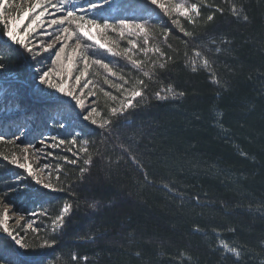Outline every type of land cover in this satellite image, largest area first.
<instances>
[{"label": "trees", "instance_id": "1", "mask_svg": "<svg viewBox=\"0 0 264 264\" xmlns=\"http://www.w3.org/2000/svg\"><path fill=\"white\" fill-rule=\"evenodd\" d=\"M233 4L247 21L230 14ZM216 6L225 11L208 22ZM95 18L148 19L150 48H162L167 68L155 66L163 62L155 51L139 59L149 76L127 72L121 56L97 54L115 61L134 88L147 85L145 99L114 120L109 134L80 121L70 102L32 93L41 64L0 36L7 65L0 70V215L15 214L20 220L9 228L31 246L19 249L0 229V264H264V0H204L194 23L179 18L196 35L188 45L147 0H109ZM164 28L171 29L166 41ZM157 92L168 98L157 100ZM97 107L110 115L102 96ZM74 135L73 151L88 140L76 165L64 160L73 158ZM47 136L66 141L49 150L59 155L51 180L63 191L38 186L3 160ZM64 204L72 209L57 228Z\"/></svg>", "mask_w": 264, "mask_h": 264}, {"label": "snow or ice", "instance_id": "2", "mask_svg": "<svg viewBox=\"0 0 264 264\" xmlns=\"http://www.w3.org/2000/svg\"><path fill=\"white\" fill-rule=\"evenodd\" d=\"M147 2L156 6L162 13L169 17L170 22L180 33H183L188 40H185V45H188L190 41L196 39V35L192 31H187L180 22V17H186L188 21L195 22L196 18L201 16V7L204 6V0H199V3H192L190 6L184 4L168 5L165 0H147ZM109 0H103V4L98 3L97 0H89L88 8L85 10L75 4L74 0H58L57 3H52V0H33L29 3L27 8L19 7L16 0H0V36H6L8 39L4 42L9 47L12 45L19 46L28 53V59L36 61L41 64V68L37 69L34 75V80L38 78L39 84L42 86L40 89L41 95L49 97L54 100L56 104H67L64 98H68L72 104L69 105L72 113L75 114V109H80V113L75 116H82V121L88 122L90 125L97 126L99 129L104 130L106 133L111 132L113 121L122 117L130 108L139 106L140 100L145 99V89L147 85L144 80H140L135 88H125L124 77L121 76V83L116 84L110 79L108 75L104 77V82L110 84L117 90H124L129 93L127 98L120 101L119 107L113 106L110 109V115L105 119L100 116L97 107H91L86 105L85 97L94 98L97 96V92L89 88V84L92 83L89 77L90 68L95 65L100 69L105 70L111 77H115L117 72L114 71L110 63L105 62L104 59L94 58L96 56L95 46H99L100 49H106L107 53L112 57L126 56L136 69L143 71L145 76H149L148 71H144L142 68V61L133 59L128 50L123 52L114 51L113 47H109L107 42H104V37L107 30H111L123 37L125 33L134 35L140 33L144 37V44L148 43V28L145 23H137L133 20L122 18L118 24L110 23L107 19L103 23L99 22L95 18V14L102 10L104 4H108ZM208 8H212V4L206 5ZM19 7V11L10 14L9 10ZM225 9L221 6H216L215 10L211 14L207 15L208 22L215 20L216 14L224 13ZM230 14L237 19L248 20V16L244 14L242 7H237L233 4L230 9ZM175 13V15H173ZM91 14V16H90ZM45 18H48L47 22ZM27 19V23L24 21ZM67 25V26H65ZM171 33V29H162V35L165 41L168 35ZM42 36L38 44L33 40V36ZM74 41V44L71 42ZM133 48H135V41H130ZM71 45V46H70ZM147 51H155L157 56L161 59L159 64L155 65L159 69L167 68V60L165 59L166 53L161 47L149 48ZM47 53L48 55H43ZM198 56L199 52L196 53ZM48 60L50 66L44 67L43 61ZM204 66L209 67V61L204 60ZM0 70H7L5 62L0 60ZM99 73H97L98 75ZM219 83V81H215ZM87 89V91H84ZM110 96L114 101L119 100V96H112L111 92L105 93ZM182 95V93H181ZM157 100H166L168 97L161 95L159 92L155 94ZM137 98H140L138 100ZM135 102V103H134ZM68 105V104H67ZM63 123L60 127H64ZM83 132V130H81ZM83 138V137H81ZM4 136L0 134V140H3ZM56 143L53 147H59L66 143L63 139L52 137ZM77 138L74 135L71 139L70 147L67 151L72 153L73 158L69 159L67 156L64 160L69 164L76 165L80 151L87 154L88 152V140L84 139V147L82 149H76L73 151V147L77 144ZM40 143H43L42 141ZM24 153L28 152V148L23 149ZM51 155V153H49ZM4 161H8L9 164L17 166L19 169L25 170L26 176L31 177L35 183L48 189L49 191H63L64 188H56L51 179L45 182L33 169V165L29 162L28 156H23V162L19 156L9 160L8 156L3 157ZM86 164L91 163V158L85 161ZM43 169L48 170L49 164L44 163ZM49 176L51 173L49 172ZM16 182L19 183V176L16 177ZM59 181L57 180V183ZM7 199V196L2 198ZM72 209L71 204H64L62 212H60L53 221V224L57 228H62L67 214ZM35 216V213H33ZM23 219V217H21ZM29 228H32V223H29ZM0 229L3 233L18 246L19 249H29L31 246L23 239L22 236L16 234L15 230L9 228V214L7 209L0 215ZM55 230V229H54ZM38 231V229H37ZM55 239L49 244L47 241L42 247H51L55 244ZM224 249L228 252H234L233 248H229L224 245ZM237 256L240 253H235ZM2 259V258H0Z\"/></svg>", "mask_w": 264, "mask_h": 264}, {"label": "rangeland", "instance_id": "3", "mask_svg": "<svg viewBox=\"0 0 264 264\" xmlns=\"http://www.w3.org/2000/svg\"><path fill=\"white\" fill-rule=\"evenodd\" d=\"M31 2H33V0H16L17 5H19V7H23V8H27L29 6V3H31ZM57 2H58V0H52V3H57ZM74 2L77 6L82 7L85 10L88 8V3L86 2V0H74ZM165 2L168 5L184 4L185 6H190L192 3H194V1H191V0H165ZM19 7L10 9L9 13L13 14V13L19 11ZM97 13H99V12H97ZM173 15H175V13H173ZM90 16H91V14H90ZM149 16H150V13H149ZM180 18H186V17H180ZM47 20H48V18H45L46 22H47ZM24 22L27 23V19ZM109 22L115 23V24L119 23L116 21L115 22L109 21ZM137 23H145L147 25L148 19L145 20L144 22L138 21ZM65 26H67V25H65ZM149 38H150V32L148 30V39ZM41 39H44V37L39 36V35L32 37V40L36 44H38V42ZM130 41H135V48H133V45H132V43H130ZM104 42H107L109 47H113L114 51L123 52L125 50H128L130 52V54L132 55V58L137 59V60L141 59V56L145 57V56L150 55V53H152L151 51H147V49L150 48V43L148 42L147 45H145L144 44V37L140 33H136L134 35H129L126 32L125 35L123 37H121L118 34V32L114 33L111 30H107L105 37H104ZM71 43L74 44V41ZM95 51H96V56L94 58L102 59L100 56H102L104 54H106L105 56L112 57L107 53L106 49H100L98 45L95 46ZM98 53L100 54V56L97 55ZM44 55H48V54L44 53ZM105 56H103V57H105ZM115 58H117V57H115ZM121 59L124 60V64H125L124 68L127 72L131 73L133 70H137L133 65H131L130 61L127 59L126 56H121ZM105 62H108L111 64L114 71L117 72V75L115 77H111L110 74H108L105 70H102L98 66H95V65H93L90 68V70H89L90 74H89L88 79H91L92 83L89 84L88 87L92 88L93 91L97 92V96L94 98V101H95L94 103L92 102V98L85 97L86 105H89L91 107H97L98 106V100H99L100 96H102L105 100L111 102L112 107L113 106L119 107L120 101L125 100L127 98V96L129 95V93L127 91L117 90L116 88L112 87L110 84H107L104 82V77L106 75H108L110 77V79L113 81V83L119 84V83H121V80H120V77L122 76L121 73H123V71L120 72V67L118 66L117 63H115V61L105 60ZM49 66H50L49 61H47V63L44 65V67H49ZM39 68H41V65H39V67L36 68V72H37V69H39ZM36 72L34 71V74L31 77V80L33 81V87H34L31 92L36 93V94L40 95L41 97H44L41 95V92H40V89L42 88V86L39 84L38 78L34 80V75ZM97 73H99V74L97 75ZM124 81L127 82V83H125L126 89L127 88H134L133 83H131L129 79L124 78ZM84 91H87V89H84ZM107 92H111L112 96H119V100L114 101L110 96L105 95V93H107ZM44 98H47L48 100H53L52 98H49V97H44ZM64 100L70 102V105L72 104V102L68 98L65 97ZM97 110L99 112L98 107H97ZM74 112H75V114H78V113H80V109L77 108L74 110ZM77 117L80 119V121H82V116L77 115ZM77 117H74V118L71 117V118H72V120H76ZM72 120H70V121H72ZM26 134L27 133H25V135H23V137L20 136L19 137L20 139H18V137H17L15 140L16 141H18V140L23 141V139H25V137H26ZM47 138L52 139L51 136H47ZM47 138L41 140L43 143H40L41 141H39V142L37 141L36 143H33V144H20V145H18L19 149H18V152L16 153V156H15V157L19 156L21 158V162H23V156L27 155L29 162H31L33 165L34 171L42 179H45V182H47L48 179H51L52 173L54 172L53 169H54L55 160L59 157V155H56L55 153H52L49 151V150H55V149L57 150L58 149V147H53V145L56 143V141L55 142L54 141L49 142V139H47ZM25 147L28 148L27 153H24V151H23V149ZM49 153H51V155H49ZM51 158H52V160H51ZM44 163L49 164L48 170L43 169ZM21 170H23V169H21ZM49 172L51 173V176H49ZM33 182L35 183L34 180H33ZM35 184H37V183H35ZM37 185L41 186L39 184H37ZM14 219L20 220L15 214H10L9 215V221L14 220Z\"/></svg>", "mask_w": 264, "mask_h": 264}]
</instances>
